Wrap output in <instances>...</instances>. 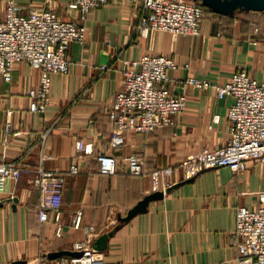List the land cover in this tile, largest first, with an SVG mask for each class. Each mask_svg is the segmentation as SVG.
<instances>
[{
    "label": "crops",
    "instance_id": "crops-1",
    "mask_svg": "<svg viewBox=\"0 0 264 264\" xmlns=\"http://www.w3.org/2000/svg\"><path fill=\"white\" fill-rule=\"evenodd\" d=\"M57 1L61 17L76 16V10L66 7L70 0ZM137 14L129 0H109L91 10L85 42L73 41L68 47V71L51 77V101L44 113L28 110L27 92L38 84V70L25 63L13 66L11 82H0V162L19 159L34 168L42 161L47 170L66 171L75 140L105 149L112 132L107 111L122 86L124 59L146 53L172 56L179 63L169 73L173 93L183 91L175 82L187 76L223 83L239 68L264 81V11L252 18L260 30L254 44L249 20L229 26V32L203 20L199 36L174 38L157 31L152 39L141 38L134 29ZM186 95V108L173 125L147 134L126 133L125 144L114 151L119 162L115 174H100L96 161L86 157L79 161V174L66 175L61 237L54 235L52 214L47 222H38L39 193L29 182L31 174L16 187L7 181L12 195L5 193L0 207V264L19 259L46 264L42 254L72 251L73 243L89 228L95 248L97 240L107 235L105 247L96 248L104 264H235L237 251L228 238L236 209L256 206V193L264 190V161L249 162L238 175L227 167L201 170L166 191L162 199L149 202L144 212L126 219L129 209L152 193L148 175L127 174L128 154L142 156L147 169L177 166L229 137L230 98L196 88H188ZM77 211L82 212L79 229L71 223Z\"/></svg>",
    "mask_w": 264,
    "mask_h": 264
},
{
    "label": "built area",
    "instance_id": "built-area-1",
    "mask_svg": "<svg viewBox=\"0 0 264 264\" xmlns=\"http://www.w3.org/2000/svg\"><path fill=\"white\" fill-rule=\"evenodd\" d=\"M109 0H70L69 11L76 10L74 18H63L55 4L46 0L39 9L25 10L17 0H0V82H11V73L16 63H25L39 72L38 84L29 88L28 110L44 113L51 101V77L68 71L67 55L71 42L86 40L85 21L92 9ZM138 13L134 26L138 37L152 39L157 31L168 32L172 37L199 36L201 23L208 10L199 0H129ZM252 36L259 32L256 21H251ZM256 43V38H251ZM122 86L115 94L107 114L112 123V132L105 149L95 148L93 143L80 138L75 140V154L66 171L47 170L42 161L34 168L19 159L0 162V201L7 181L16 187L23 176L31 174L29 182L38 190L37 219L47 222L53 215L54 235L61 237L62 195L66 175L79 174V161L86 157L97 163L102 175L117 172L118 160L114 151L125 144L126 133H150L158 128L171 126L175 116L186 108V90H213L220 99L230 98L227 119L231 125L227 141L215 148L204 149L196 156L185 159L177 166H161L147 169L144 158L131 153L125 157L127 174L148 175L152 192L166 190L174 184L195 175L201 170L227 167L234 174L244 172L248 163L264 161V81H257L245 68L235 70L223 83L207 78L187 76L175 83L181 93H173L169 73L179 63L169 55L143 54L135 59H124L121 64ZM185 67L188 64H184ZM218 116L214 117L217 121ZM45 135V134H43ZM12 197V196H10ZM255 207L240 205L236 209L235 226L230 231L228 242L236 248L235 264H264V190L256 193ZM82 212L72 218V226L81 228ZM91 228L85 237L72 245L77 256L64 255L50 260L52 264H104L93 243ZM213 264H222L216 262Z\"/></svg>",
    "mask_w": 264,
    "mask_h": 264
},
{
    "label": "water",
    "instance_id": "water-1",
    "mask_svg": "<svg viewBox=\"0 0 264 264\" xmlns=\"http://www.w3.org/2000/svg\"><path fill=\"white\" fill-rule=\"evenodd\" d=\"M201 4L206 7L208 10H211L214 13L221 15H230L237 9H243L245 11L260 12L264 11V0H199ZM182 182H178L168 188L166 191H170L172 188L179 186ZM163 198V193L161 191H155L144 196L139 200L131 209H129L126 219H130L137 213L144 212L149 204L153 200H159ZM14 202L17 201V198L13 199ZM4 204L3 201H0V207ZM107 235L101 236L97 240L96 248L101 249L105 247ZM77 256L78 252L69 251V250H57L52 251L47 254V257L50 260L57 259L61 256ZM10 264H27L26 260L19 259L11 262Z\"/></svg>",
    "mask_w": 264,
    "mask_h": 264
},
{
    "label": "rangeland",
    "instance_id": "rangeland-1",
    "mask_svg": "<svg viewBox=\"0 0 264 264\" xmlns=\"http://www.w3.org/2000/svg\"><path fill=\"white\" fill-rule=\"evenodd\" d=\"M20 4L24 6L25 10L30 9H39L44 7L47 3L46 0H17ZM52 1L54 4L58 2L57 0H48ZM55 8L58 9V4H55ZM260 15V12L245 11L243 9H237L230 16H222L215 14L209 10L205 12L203 20H208L212 23L214 27L220 28V30L229 32V26H233L235 23L255 21L252 18H257ZM46 264H52L48 259H43Z\"/></svg>",
    "mask_w": 264,
    "mask_h": 264
},
{
    "label": "trees",
    "instance_id": "trees-1",
    "mask_svg": "<svg viewBox=\"0 0 264 264\" xmlns=\"http://www.w3.org/2000/svg\"><path fill=\"white\" fill-rule=\"evenodd\" d=\"M259 32H260V30H259ZM259 32H258V33H257L255 36H253V37H255V38H256V37H257V35L259 34Z\"/></svg>",
    "mask_w": 264,
    "mask_h": 264
}]
</instances>
